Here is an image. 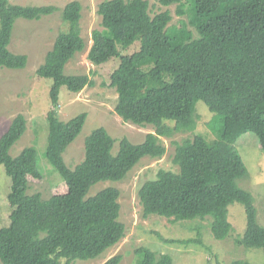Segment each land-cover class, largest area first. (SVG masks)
<instances>
[{
    "label": "trees",
    "instance_id": "obj_1",
    "mask_svg": "<svg viewBox=\"0 0 264 264\" xmlns=\"http://www.w3.org/2000/svg\"><path fill=\"white\" fill-rule=\"evenodd\" d=\"M159 2L175 4L176 13L187 20L170 23L168 9L145 19L148 0L101 1L97 6L101 28L91 31L87 52V59L95 65L113 57L119 60L108 73V86L118 96L114 112L125 121L152 124L154 131L137 144L121 138L113 154L114 138L99 127L85 138L84 158L74 168L66 166L63 152L81 131L86 112L60 120L59 89L65 86L77 93L94 82L87 74H63L66 62L85 47L79 27L80 2L72 0L63 7L62 18L69 26L56 36L36 73L52 79L44 153L63 177L67 192L49 198L39 192L27 194L29 181L42 179L34 146L24 147L15 156L9 154L26 129L25 116L17 114L0 135V164L11 181L9 222L0 227L2 264H70L74 259L97 258L115 245L125 233L118 219L119 190L109 186L87 195L90 187L102 180L123 179L144 156H162L166 147L161 136L195 129L199 100L212 112L208 126L216 137L207 140L196 133L173 141V162L178 170L159 169L154 179L141 185L142 213L176 221L211 217L214 237L223 239L233 230L228 206L238 202L244 207L246 225L236 243L264 250V226L257 222L252 194L237 183L246 177V167L225 139L227 134L252 133L264 151V0ZM56 10L52 4L0 0V66L26 65L25 54L8 49L16 19H39ZM118 43L122 49L134 44L136 49L123 53ZM164 241L201 242L199 238ZM135 255V264H175L168 253H156L145 246L137 247ZM120 260L121 255L115 254L103 264ZM228 264L252 263L236 259Z\"/></svg>",
    "mask_w": 264,
    "mask_h": 264
},
{
    "label": "rangeland",
    "instance_id": "obj_2",
    "mask_svg": "<svg viewBox=\"0 0 264 264\" xmlns=\"http://www.w3.org/2000/svg\"><path fill=\"white\" fill-rule=\"evenodd\" d=\"M10 3L22 5H55L58 10L44 15L39 19L27 20L17 18L14 22L8 49L14 53L27 56L23 68H6L0 66V135L7 129L11 120L17 114L26 118V130L18 141L10 148L9 154L15 156L26 146H34L36 150L37 168L41 181L30 180L27 194L39 192L43 198L53 194L67 192L61 174L49 163L45 156L47 144L48 121L47 112L52 108L49 90L52 79L37 75V68L44 62L46 53L51 50L56 36L68 28V22L62 18L63 7L72 0H8ZM81 4L79 20L80 34L84 38L85 47L76 52L63 68V74H87L93 80L92 86H84L77 93L70 92L61 86L58 96V117L67 121L71 117L86 112V119L76 138L66 147L63 159L67 167L74 168L84 158V140L95 129L104 127L114 138L112 153H116L119 140L126 137L130 142L137 144L143 141L145 135L154 131L152 124L138 125L123 120L114 107L117 92L108 86V73L119 63L117 58H110L107 62L95 65L87 59V52L92 43L91 31L101 28V17L97 13V6L103 0H77ZM168 9L171 14L170 23L180 19L187 20L185 15L176 13V5H162L159 0H148L145 19H151L160 11ZM192 31L191 26H188ZM194 32V31H193ZM196 35V33L194 32ZM123 53L132 52L136 45L122 49ZM197 121L193 131L179 132L171 137L161 136L160 140L166 147L165 153L158 157H142L138 163L119 181L102 180L92 185L87 195L113 186L119 190L118 203L119 221L125 226L124 236L112 247L106 249L94 259H74L70 264H103L115 254L121 255L118 264H135V249L145 246L156 253H168L175 264H228L236 259H244L252 264H264V250L258 247H245L236 243L246 225L244 207L241 203L233 202L228 206V220L233 230L226 238L214 237L210 222L211 217L189 220H174L155 214L144 216L138 196L141 185L156 177L159 169L177 171L178 166L173 162L175 145L173 141H181L194 134H201L207 140L216 137L208 121L212 116L205 103L196 102ZM214 127V126H213ZM214 132V133H213ZM240 154L246 167L247 175L238 179L240 187L248 190L253 197L256 208L257 222L264 226V151L260 148L256 136L245 133L236 137L234 134L225 135ZM11 181L6 175L4 166L0 164V227L9 222L11 207L7 201ZM201 240L196 242H165L164 239ZM0 264H2L0 262Z\"/></svg>",
    "mask_w": 264,
    "mask_h": 264
},
{
    "label": "crops",
    "instance_id": "obj_3",
    "mask_svg": "<svg viewBox=\"0 0 264 264\" xmlns=\"http://www.w3.org/2000/svg\"><path fill=\"white\" fill-rule=\"evenodd\" d=\"M81 112H82V111H81ZM73 117H74V116H73ZM71 118H72V117H71ZM59 119H60V118H59ZM60 120H61V119H60ZM65 121H66V120H65ZM26 124H27V121H26ZM25 130H26V129H25ZM17 141H18V140H17ZM17 141H16V142H17ZM45 148H46V147H45Z\"/></svg>",
    "mask_w": 264,
    "mask_h": 264
}]
</instances>
